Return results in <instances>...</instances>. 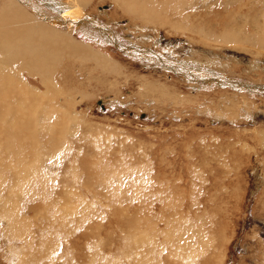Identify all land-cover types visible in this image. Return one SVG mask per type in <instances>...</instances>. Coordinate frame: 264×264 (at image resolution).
<instances>
[{
	"label": "rangeland",
	"instance_id": "1",
	"mask_svg": "<svg viewBox=\"0 0 264 264\" xmlns=\"http://www.w3.org/2000/svg\"><path fill=\"white\" fill-rule=\"evenodd\" d=\"M18 1L22 8L39 20H49L57 13V9L48 11L41 0ZM194 3L200 10L209 7L206 9L209 11L213 8V19L204 17V21L209 20L204 22L199 17L198 22H203L200 26L206 27V31L209 30L208 26L213 28L217 36L226 30L223 35H235L238 40L251 41L252 36L256 37L253 33L257 30H253L252 25L255 20H260L257 16L250 14L249 17H242L241 21L248 18L249 24L240 22L237 24L239 32H235V17L230 9L223 12L215 2L211 7ZM37 5L41 9L33 8ZM252 5L251 0H241L235 7L246 14ZM115 10L112 0H91L81 12L83 16H89L87 18L92 20L90 23L93 28L98 26V30L105 28L111 33L114 42L124 38L127 43L151 50L159 59L163 56L165 60L179 64L187 61L195 65L197 70L204 72L194 75L199 78V83L205 81L200 85L208 84V87H203L208 90L196 91L184 86L178 80L179 75L161 69L163 61L157 62L155 67L153 64L152 68L140 57L147 65L144 68L142 62L140 64L138 60L129 58L131 54L119 51L120 46H114L113 43L106 53L120 57L116 59L123 70H133L150 80L151 84L142 87V79L137 82L130 78L127 83L121 79L117 90V87L110 88L106 80L97 82L94 96H80L74 110L81 115L89 114L86 115V124L90 122L84 138L88 139L89 135L94 136L97 132L102 136L112 132L110 140L99 146V150L89 140L83 141V144L77 141L68 128L64 129L66 127L63 128L65 132H61L62 126L57 128L60 125L45 132L47 126L42 124L44 118L41 113L32 119L27 118V126H30L25 127L26 133L21 130L25 122L20 118L21 129L15 137L23 140L28 133L29 141L27 139L26 145L22 141L16 142L8 131L10 117H5L7 113L0 110V125L3 123L0 126V220H3L0 221V264H136L140 257H146L149 261L142 264H155L153 256L157 264H178L180 261L172 250L173 242H180L176 234L179 225L174 215L178 208L174 207L179 202L196 198L204 201L206 209H199V212L195 210L191 214L183 207L189 214L185 215L186 219L194 224L192 221H198L200 216L208 218L211 215L210 223L203 228L210 240L205 246L209 255L206 259V250L199 249L202 253L196 258L197 262L264 264V92H260L264 89V80L256 81L258 77L264 78V54L262 58L250 56L235 47L219 44H213V48L206 50L199 42H192L179 34H167L164 29L154 25L144 32L132 25L130 16L122 17L120 14L119 18ZM189 10L190 7H187L189 21L199 27ZM217 12L222 14L218 15ZM117 17L119 21L115 20ZM109 18L114 21H108ZM222 23L227 26L226 29ZM142 27L145 28V25ZM81 34L78 33L77 41L85 39L79 36ZM184 34L189 35L186 31ZM244 36H249V39ZM194 38L197 40V37ZM121 42L124 44V41ZM57 54L56 57L52 55V59L47 62V71L57 76L62 67L69 72L78 67V59L69 54ZM211 57L215 58L217 66L196 63L198 59ZM55 58L58 62L52 63ZM132 61L135 62L129 64ZM224 63L231 69L226 68ZM8 67L7 64L2 65L3 78L18 70V66ZM228 79L242 85L256 86L253 89L247 86L238 92L239 85L230 87L232 82ZM55 80L56 83L57 77ZM70 81L67 80L66 84H70ZM162 84L170 88L167 91L171 93L168 94L170 97L162 91ZM94 85L93 82L91 88ZM172 90H175V98ZM245 95L252 97L248 100V104L253 106L250 113H246L242 105L243 98L247 97ZM152 99L158 103L154 104L156 101ZM4 101V98H0V106H3ZM161 101H164V105ZM227 106L229 111L226 110ZM241 107L243 110L240 111ZM36 117L38 120L41 118V122ZM85 128L81 127L82 131ZM14 145L16 147L12 149ZM24 151L23 157L20 156L19 161H16L14 154ZM211 168L215 171L212 173V190L205 193L203 187L208 189L210 185L205 179L206 173ZM109 179L115 182L105 187ZM184 210L178 213L182 211L181 214H185ZM153 230L158 233L157 236ZM136 231L142 232L150 240L137 242L140 234ZM182 235L185 238L190 234L184 229ZM153 237L157 240H153ZM154 241L163 243L161 252L154 253ZM138 254L142 255L139 257ZM124 255L128 256V260Z\"/></svg>",
	"mask_w": 264,
	"mask_h": 264
},
{
	"label": "bare ground",
	"instance_id": "2",
	"mask_svg": "<svg viewBox=\"0 0 264 264\" xmlns=\"http://www.w3.org/2000/svg\"><path fill=\"white\" fill-rule=\"evenodd\" d=\"M90 1L91 0H41V2L43 3V5L46 7V9L48 11H52V10L57 9L56 10L57 13L54 14L53 17H51L49 20L47 18H45L43 20H39L35 15L27 12L24 8H22L20 1H18V0H0V86H2V87L4 86V88L0 89V98L5 99L3 106L2 105L0 106V110L7 113V116H5V117H10L9 118V121H10L9 126L8 125L7 126L9 127L8 131H10V134H13L12 140H14L16 142L22 141V142H24V145L28 144V141H29V134L28 133L26 136H24L23 140L15 137V135L17 133H19V131L21 129L19 127L20 118H22L25 122L24 129H21V130H23V132L25 131V133H26L27 131H26L25 127L27 126V118L32 119V117L34 118V116L36 114L41 113L43 118H44L42 120V124L47 126V128H45L46 129L45 132H47V130L52 129L56 125H60V127L57 126V128H61V126H62L63 131H61V132H65L64 129L68 128L69 133H71L73 135V137L77 139V141H81L82 144H83V141L89 140V142L91 141V144L93 143V146L98 150L100 149L98 147L99 146L102 147V144L104 142L106 144V142L108 140H110L109 137L111 136L110 134L112 132L107 134V135L105 134L104 136H102V134L101 135L98 134V132L96 134L93 132L95 134L94 136L89 135L88 139L84 138L86 133H88L85 130L90 128V122L87 123V124H89V126H87L86 121L88 120V118L86 117V115H89V114L86 113V115H85L83 113V115H81L74 110V105L78 100H80V98H81L80 96H86V97L94 96L95 92H96L95 87H96L97 82H99V83H101L103 81L106 82V80H107L110 88L113 89V87H117L116 88L117 90L119 88V84H120L121 79H123L125 81V83H127L130 78L134 79L137 82H139L142 79L143 80L141 83L142 87L151 84L150 80L141 77L139 74L135 73L133 70H131V72H127V71L123 70L122 67L120 66V63H118V61H117V59H120V57L115 56L113 54L111 55L109 53H106V51L110 48V45L113 43L115 44L114 46H116V45L120 46V48H118L119 51L124 52L125 54H129V55L131 54L129 56V58H132L133 60H138V63L142 62V64L141 63L140 64L144 68H146L147 65L149 67L153 68V64L155 67V64H158L157 62L162 63L161 61H163L165 64L163 63L164 66H163V68L161 67V69L168 71V72L170 71L172 74L179 75L178 80H180L181 84H183L184 86H187L189 89L196 90V91L208 90L207 88L203 89V87H208V84L205 83L206 85H200V83H204L205 81L203 80V82L199 83V78L194 75V74H198L199 72H204L203 70H197L196 69L197 67H195V65L190 64L187 61H183V62L181 61L182 63L179 64L175 61L165 60L163 58V56L158 54L159 56H161V59H159L158 56L156 57L153 53H151V50H146L145 48H141L139 46H136L133 43L132 44L127 43L124 38L118 39V41L114 42L115 38L112 37L111 33L105 31V28H101L102 30H104V32L102 30H98L97 29L98 26L95 27L96 29L93 28L91 26V23H90L92 20L90 21L89 20L90 18H87L89 16H85V15L83 16L84 13L82 14V12H83L82 10H84L85 7L88 6ZM112 1H113L114 5L116 6V10L118 12L119 18H120V14L122 17L124 15L130 16V18L132 19V21H131L132 25L137 27L138 29L143 30L144 32L147 29H150L152 27L151 25H154L155 27L164 29L167 34H174L176 36H177V34H179L180 36H184L186 39H189L192 42H199V43L203 44V46L206 47V48H204L206 50H210V48H213V44H217V45L219 44L221 46L235 47L238 51L248 53L250 56L261 57V55L264 54V0H251L253 2V5L250 7L249 12L246 14L241 13L239 11V9L237 7H235V5L239 4L241 0H231V1H223V0H112ZM194 2H199L203 5H209L210 7H211V4H213V2H215L217 7H221V10L223 12H224V10L227 11L228 9H230L229 11H231L230 13L234 15L236 24L233 25L234 28L232 26H229V27H232L235 32H239V26L237 24H239L240 22H244V23L249 24V22H248L249 19L245 18L241 21L242 17H247V15L249 17L250 14H253V17L257 16L260 20H255V23L252 25L254 27L253 30H255V29L257 30L253 33L254 35H256V37L254 38L252 36L251 38H253V39L252 40L250 39L251 41H249V40H238V36L236 37L235 35H231V36L223 35L224 32H226V30H224V32L220 33V35H223V36H220V35L217 36L213 33V28L208 27V26H207V28L209 30H207L208 31L207 32L205 30L206 27L204 29L202 26H200V25H203V22H201L202 24L201 23L199 24L198 21H199V17H201L202 20L204 19V17L206 19L211 17L213 19V14H214L213 8L209 11L206 10L209 7L203 8L200 10L194 6V4H195ZM250 5H251V3H250ZM255 5H257V6L255 7ZM37 7H40V9H41V6H39V5L34 6L33 8L36 10H39ZM187 7H190L189 11L192 13L193 18L195 19L196 23H198L199 27L196 26V24L194 25L192 22L189 21L188 18L190 15L187 14V11H186ZM205 11H207V12L205 13ZM216 11H218V10H216ZM217 14L219 15L222 13L217 12ZM226 14H229V12ZM218 15H215V16L218 17ZM229 16H228V18H229ZM118 17L115 19L116 21L120 20ZM218 18H220V17H218ZM109 19H107V20L110 22L114 21V20H111V19L109 20ZM219 20L221 21V19H219ZM219 20H218V22H220ZM195 21H193V22H195ZM208 21L209 20L204 21V22H208ZM110 22L108 24H110ZM211 24H213V23H211ZM87 25L88 26L90 25V27H86ZM142 25H145V28H143ZM222 25H223V23H222ZM227 25H229V24H227ZM106 26H107V24H106ZM216 26H217V24H216ZM222 27L226 29L227 26L223 25ZM132 28H134V27H132ZM129 29H131V27ZM138 29H137V31H138ZM152 29H154V28H152ZM222 29H219V30L221 31ZM185 31L187 33H189V35L184 34ZM209 31H210V34H209ZM77 32L82 33L79 36L80 37L83 36L85 38L84 40H86L88 42H85L82 38L80 39L81 41L80 40L77 41V36H78ZM76 33H77V35H76ZM133 33H134V31H133ZM216 33H218V32H216ZM246 33H247V31H246ZM213 34H214V36H213ZM248 34L249 33H247V35ZM194 37H197V40ZM244 37H246V36H244ZM247 37L249 39V36H247ZM121 40L124 41V44H123V42H121ZM95 47H97V48H95ZM235 48H231V49H235ZM115 50H116V48H115ZM59 52L62 53V55L67 56V54H69L68 56H70V57L73 56L75 59H78L79 62L76 61V64L79 63L78 67H75L76 65L75 66L73 65L75 67V69L74 70L72 69L71 72H69L67 70V68L62 67L61 72H58L57 76L54 73L47 71V68H46V66H48L47 62L50 61V59H52V55L55 56V54H57ZM59 56H61V55H59ZM116 57H117V59H116ZM140 57L145 59V62H147L148 64L146 65L144 63V60ZM217 57H219V56H217ZM262 57H263V55H262ZM60 59H61V57H60ZM214 59H213V57H211L210 59L208 58L206 60L205 59L204 60L198 59V61L196 63H198L201 66H203L204 64L207 66L210 64L217 66L214 63L215 62ZM56 61L58 62L57 58H55L52 63H54ZM67 62H69V60ZM133 62H135V61L129 62V64L133 63ZM4 63L7 64L9 67L18 66V70L13 71L14 73L10 70L12 72V74L11 73L6 74L5 78H3L4 75L2 74V71H3L2 65L4 66L5 65ZM160 65H162V64H160ZM223 65H225V63ZM124 67L126 69H128L127 66H124ZM143 67H141V68H143ZM223 67L224 66H221V68H223ZM225 67L229 68L226 65H225ZM5 68H7V67H5ZM229 69H231V68H229ZM208 70H210V69H208ZM208 70H206L205 72H207ZM214 71H213V74L215 73V76H216L217 74ZM191 72H193V73H191ZM127 73H132V74L129 75ZM183 76L188 77V78H185ZM55 77H57L56 83H55V81H56ZM224 79H225V77H224ZM67 80L68 81L72 80V81H70V84H66ZM228 80H230V79H228ZM262 80H264L263 77H262V79L259 77L256 79V81H258V82H261ZM157 81H158V84H161L159 80H157ZM93 82L95 83V85L93 88H91V84ZM230 82H232V84H229V86L232 88L237 87L236 84L239 85L238 92L245 90L244 88H246L247 86H249L252 89L255 88V86H256V85L253 86L250 84L249 85L248 84L242 85V84H239L236 81H232V80H230ZM2 83H4V85H1ZM210 84H213V83H210ZM162 85H163L162 91H164V94L167 93V95L168 94L171 95L170 92H167L168 90H170V88L168 89L166 84H162ZM101 86H104V84H102ZM97 87H98V85H97ZM150 88L153 89L152 87H150ZM155 89H157V88H155ZM159 89H160V87H159ZM159 89H157V90H159ZM172 89H173V87H172ZM178 89H179V87H178ZM257 90L259 92V89H257ZM178 91H176V92H178ZM152 92L150 93L151 96H152ZM173 92H174L173 98H175L174 97L176 94L175 90ZM260 92H264V89H262ZM156 94H157V92H156ZM233 94H232V96H233ZM145 95L148 96V93ZM180 96H182V95H180ZM245 96H247V95H245ZM178 97H176V98H178ZM193 97H195V96H193ZM235 97H237V96H235ZM6 98H8V99H6ZM251 98L252 97H248V96L243 98L242 105H243V107L246 108V110H247V111H245L246 113H250L251 109H253V106L249 105L251 103L248 104V100H250ZM59 99H61V100H59ZM141 99H143V97H141ZM185 99H187V98L185 97ZM154 101H156V100H153V102ZM183 101H185V100H183ZM37 103H40V105H38ZM156 103H158V102L156 101L154 104H156ZM160 103H162L164 105V101L163 102L161 101ZM166 103H167V101H165V104ZM172 103L175 104L174 102H172ZM41 104H44V105H41ZM159 106H160V104H159ZM173 106H175V105H173ZM168 107H170V106H168ZM151 108H154V107H151ZM226 108H228V106ZM233 108H235V107H233ZM171 109L173 110V108H171ZM182 109H183V107H182ZM241 109L243 110L242 107L239 110L241 111ZM30 110H31V112H29ZM226 110L229 111V108ZM228 111L226 114L229 113ZM174 112H176V111H174ZM178 112H180V111H178ZM31 113H34V115H32ZM8 114H9V116H8ZM239 114H238V116H239ZM247 116H250V115H247ZM40 119L38 120V118H37V121L41 122ZM2 124L3 123H1V125ZM103 125H105V124H103ZM4 126H5V124H4ZM29 126H30V124H29ZM29 126H27V127H29ZM64 127H66V128H64ZM81 127H86V128L84 129V131H82L83 129H81ZM104 127L107 128V126H104ZM105 128H103V129L101 128V129L105 130ZM91 129H92V131L95 130L94 128H91ZM8 131H7V133H8ZM28 131H30V130H28ZM106 131H107V129H106ZM103 133H105V131ZM67 135H69V134H67ZM8 138H10L9 135H8ZM27 139H28V141H27ZM9 142H11V140ZM14 147H16V146L14 145L12 149H14ZM26 148L29 149V147H26ZM8 150H6V152H8ZM11 152H12V150H11ZM24 153H25V151L22 152L21 154H14L16 161L20 158V156L23 157ZM12 154H13V152H12ZM262 164H264V163H262ZM212 170L213 169L211 168V170L206 173L205 179L207 182L209 181L210 185H209L208 189L203 187V190L205 193L207 191L212 190V183H211L212 182V173L215 172L214 170L213 171ZM18 173H20V171ZM202 175H204V172H202ZM73 176H75V175H73ZM114 182L115 181H112L109 179L106 182V184H104V185H105V187L106 186L110 187ZM203 184L205 185L204 182H203ZM221 185H223V181H221ZM199 188H200V192L203 193V190L201 189L200 186H199ZM182 191H185V190H182ZM198 199L196 198L195 200H192V201H182V203L179 202V203L175 204L174 208L177 207L178 211L179 210L183 211L184 210L183 207H184L188 211V213H191L195 210H196V212H199V209H202V208L206 209L204 207V205H205L204 201H202L200 199L198 200ZM62 203H64V202H62ZM63 205H67V203H64ZM163 206L164 205H161L160 207H163ZM161 209H163V208H161ZM173 210H175V209H173ZM178 211H176L177 214L174 213V215H175V222L177 225H179V226H177L176 234L179 237L180 242H173V245H172V250L176 253V255L180 261V263H178V264H202V262H197L196 258L199 256L200 253H202V252H199V249H205V246L208 245L207 242H210V240L208 239V236L206 234H204L205 230L203 232V228H205V225L210 223L211 220L209 218L211 217V215L207 216L208 218H206V216H202V217H205L204 219H202V217L200 216L199 217L200 219L198 221H196V220L192 221V222H194V224H193V223H191V221L187 220L188 218L186 219L185 215H189V214L185 210H184L185 214H181L182 211H180L178 213ZM68 212H69V210H68ZM160 218H162V217H160ZM183 218H185L186 220H184ZM0 221L2 222L3 220H0ZM159 221H163V219H159ZM180 223H182V224L180 225ZM150 228L152 229L151 221H150ZM184 229H186L190 235H188L185 238H182L183 237L182 231ZM153 232L155 233L156 231L153 230ZM137 233L140 234V239H138L137 242H145L146 240H150L149 237H146V235L143 234L142 232H137ZM157 234L158 233H155L156 236H157ZM137 236H139V235L137 234ZM153 240H157V238L153 237ZM135 242H136V240H135ZM162 247H163L162 242H155L154 241V244H153V249H155L154 253L161 252ZM143 250L144 249L142 248V251ZM205 250H206V259H207V255H209L208 254L209 251L207 249H205ZM125 253H127V252H125ZM170 254H171V252H170ZM136 255H137V253H136ZM140 255H142V254H140ZM140 255H139V257H140ZM124 257H126L128 260V256L124 255ZM132 257L134 259V256H132ZM130 258H131V256H130ZM135 258H137V257L135 256ZM152 258H153V262L155 264H157L154 256ZM144 261L149 263V261L147 260L146 257H140V259L137 258L135 263L136 264H142L141 262L144 263ZM126 264H129V263L126 262Z\"/></svg>",
	"mask_w": 264,
	"mask_h": 264
}]
</instances>
